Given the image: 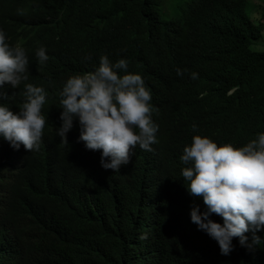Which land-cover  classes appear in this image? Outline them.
Wrapping results in <instances>:
<instances>
[{"label": "trees", "instance_id": "trees-1", "mask_svg": "<svg viewBox=\"0 0 264 264\" xmlns=\"http://www.w3.org/2000/svg\"><path fill=\"white\" fill-rule=\"evenodd\" d=\"M69 1L58 3L64 13L59 32L74 40L69 49L59 46L60 82L94 71L100 55L132 64L150 41L169 49L171 75L150 90L158 109L167 105L154 115L158 154L120 172L105 170L99 151L78 142L75 120L66 141L55 130L44 131L32 155L39 167L26 165L23 155L3 147L8 142L0 138V170L29 183V210L50 223L47 229L22 230L10 264H264V230L255 233L262 240L251 249L233 238V251L223 256L190 222V209L205 206L186 192L179 160L193 135L238 148L264 132V50L251 49L262 40L264 23L247 13L249 1L74 0L71 7ZM193 72L196 79L190 78ZM57 107L48 93V115H59ZM146 171L158 184L139 197L126 182L133 172ZM142 187L138 182L139 191ZM143 208L148 211L142 213ZM210 218L222 223L215 214ZM245 235L251 241L252 233ZM152 241L161 248L148 247Z\"/></svg>", "mask_w": 264, "mask_h": 264}, {"label": "clouds", "instance_id": "clouds-1", "mask_svg": "<svg viewBox=\"0 0 264 264\" xmlns=\"http://www.w3.org/2000/svg\"><path fill=\"white\" fill-rule=\"evenodd\" d=\"M58 3L0 0V138L8 142L3 147L17 150L26 165L39 167L32 155L39 150L44 131L55 130L66 141L75 120L78 142L86 150L99 151L105 170L120 172L129 164L157 157L154 115L166 111L167 105L158 109L150 90L171 75L169 49L150 41L132 64L100 55L94 71L60 82L59 46L69 49L74 40L59 32V17L64 13ZM73 4L74 0L68 2ZM183 74L176 69L177 76ZM190 78L196 79L197 73H190ZM48 93L56 97L59 115L46 112ZM52 118L60 123H52ZM179 160L184 165L180 176L187 182L186 192L202 198L205 206L203 211L198 205L190 209V222L217 243L219 254L228 256L233 251V238L246 249L258 245L262 238L255 233L264 230V132L238 148L193 135ZM7 172L0 170V264H10L8 256L19 248L24 228L47 229L50 224L47 216L29 210V183L14 181ZM132 175L126 188L139 197L148 196L158 184L154 173ZM138 182L143 183L140 191ZM213 214L222 223L211 219ZM148 247L161 248L156 241Z\"/></svg>", "mask_w": 264, "mask_h": 264}, {"label": "rangeland", "instance_id": "rangeland-1", "mask_svg": "<svg viewBox=\"0 0 264 264\" xmlns=\"http://www.w3.org/2000/svg\"><path fill=\"white\" fill-rule=\"evenodd\" d=\"M249 1V8L247 9V13L254 18L258 15L259 19H262L264 23V0H248ZM254 5L256 7H254ZM252 50H264V31H263V38L259 42H255L253 46H251Z\"/></svg>", "mask_w": 264, "mask_h": 264}, {"label": "bare ground", "instance_id": "bare-ground-1", "mask_svg": "<svg viewBox=\"0 0 264 264\" xmlns=\"http://www.w3.org/2000/svg\"><path fill=\"white\" fill-rule=\"evenodd\" d=\"M71 1V0H70ZM78 1V0H77ZM81 1V0H80ZM75 2V1H74ZM81 3V2H80ZM79 4V3H78ZM77 4V5H78ZM75 5V4H74ZM80 5V4H79ZM83 6V5H82ZM69 7H71V6H69ZM81 7V6H80ZM82 8V7H81ZM81 8H79V9H81ZM78 9V8H77ZM82 10V9H81ZM81 10H79V11H81ZM78 12V11H77ZM83 13H84V11H82ZM78 13H81V12H78Z\"/></svg>", "mask_w": 264, "mask_h": 264}]
</instances>
